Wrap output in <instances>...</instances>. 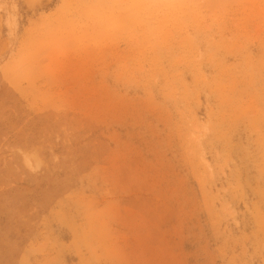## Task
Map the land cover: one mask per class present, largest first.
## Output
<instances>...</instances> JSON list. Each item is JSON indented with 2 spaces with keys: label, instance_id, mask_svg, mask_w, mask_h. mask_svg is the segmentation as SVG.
Segmentation results:
<instances>
[{
  "label": "rangeland",
  "instance_id": "374dc122",
  "mask_svg": "<svg viewBox=\"0 0 264 264\" xmlns=\"http://www.w3.org/2000/svg\"><path fill=\"white\" fill-rule=\"evenodd\" d=\"M0 264H264V0H0Z\"/></svg>",
  "mask_w": 264,
  "mask_h": 264
}]
</instances>
